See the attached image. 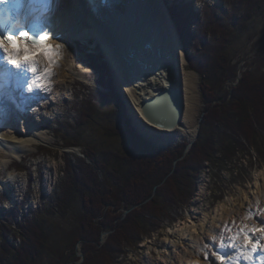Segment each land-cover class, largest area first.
Here are the masks:
<instances>
[{
  "label": "rangeland",
  "instance_id": "obj_1",
  "mask_svg": "<svg viewBox=\"0 0 264 264\" xmlns=\"http://www.w3.org/2000/svg\"><path fill=\"white\" fill-rule=\"evenodd\" d=\"M29 1L34 0H26V2ZM224 1L158 0V4L165 12L166 18L172 16L170 7L173 5L183 6L187 15L192 8L194 12L200 14L201 18L205 4H218ZM43 5L50 9V0H44ZM69 5L70 0H59L58 6L62 8L61 10L69 9ZM58 6L54 4L53 9H59ZM49 21L52 22V20ZM172 21L175 23L173 19ZM195 27L196 24L193 23L191 28L195 30ZM173 30L178 31L176 24ZM62 32L64 31L60 30L56 36L53 35V39L49 40V45L55 49L54 59L58 60V65L61 66L60 71L67 72L68 79L51 78L45 84L50 88V92L34 94L33 91L28 90L32 73L18 71V74L14 75L16 86L14 89L17 88L15 105L20 108V112L16 111L17 113L8 121V125L21 138L0 135V243L9 240L14 247L21 245L24 231L19 228V223L21 224L26 217H34L42 226L45 235L40 249L36 255L29 257L27 264H67L68 260H72L75 255L79 257L77 263L86 259L90 261L91 256L85 254L83 250V240L88 239V235H84L81 226L83 201L80 195H74L65 210H62L55 202L65 176L66 159H70L72 163L82 158L91 161L86 154L88 147L91 146L97 152V158L109 161L108 168L118 164L125 172L126 164L119 163L118 161L122 160L116 159L117 157L107 159V151L140 152L144 150V146L122 132H117V130L121 131V128L127 129L131 136L138 137L152 146L171 149L183 146V154L175 160L176 162L189 152L197 140L191 146L189 145L190 140L185 137L176 143L165 145L155 144L142 136L138 131V125L134 124L135 115L131 112V106L120 94L122 81L107 58L103 44L97 35L92 34L91 39L85 40L78 36L66 37V34L63 35ZM174 36L178 41L176 32ZM178 36L187 62L185 68L199 75L200 107L196 112V119L198 124L200 122L202 124L203 118L201 120V117L205 103L200 86L201 75L190 67L186 55V52L193 53L194 49L192 47L185 49L182 37L180 34ZM54 38H59L58 44L54 43ZM225 50L234 60L241 59L238 75L241 76L244 71L249 72L253 77L264 74V0L260 1L253 15L244 23L234 22L231 25V41ZM38 55L45 57L42 51H39ZM244 58H247L246 63L242 60ZM102 62H106L107 68H104L105 65ZM97 63H100V66H97ZM2 72L8 75V67L2 68ZM24 74L25 76L30 74V79L27 77L28 82L23 77ZM4 83L7 85L8 79H5ZM226 84H231V81ZM7 89L9 90V87ZM101 92H114L116 96L104 104H99L96 96ZM216 102L220 103V100L214 101ZM93 106V115L89 122L84 123L80 138L76 139L77 144L66 145L67 126L71 122L76 124V120L80 118L83 111ZM39 123H46L45 128L40 127ZM200 127L201 125L197 128L200 129ZM207 129L208 133L212 132L215 142H222V136L225 135L222 127L214 129L208 125ZM32 131L39 134L44 133L49 137V141H39L41 143L28 145L25 140L32 136ZM260 140L261 138L258 137V143L253 145L246 143L244 147L237 148L236 156L232 158L224 157L220 151L217 152L214 158L208 160L205 166L198 171V181L191 198L188 201L174 204L169 209V216L156 218V230L142 233L136 245H131L121 239L120 246L117 248L118 255L114 257L112 264H183L180 259L188 256L193 250L185 238L192 229H195L197 238L204 239L207 243L204 244L205 249L196 248V254L198 253L201 260L206 256L207 259L215 260L213 253H218L219 250L214 243L216 240L224 243L227 241L226 239L219 240L216 235L219 237L221 234H214L216 231L211 230L210 235L208 234L207 228L217 207L228 203L226 205V208L230 207L228 217H231L230 220L233 221L235 230L241 229L243 221H246L248 226H252L254 213L264 217V208L262 210L258 206L264 201V197L261 196L258 205L250 201L251 195H255L253 190L256 180L261 178L264 183V152L261 153V149L264 151V145ZM2 142L7 145H3ZM21 142H24L22 147L25 150L24 155L20 159L13 158L10 167L6 169L8 159L5 153L8 147L12 144H21ZM99 173L101 180L113 187L111 191H108L114 201L120 200L122 187L113 182L105 170ZM103 189L104 193L107 192L104 185ZM164 199H160V203ZM109 205L112 203L108 202L106 206ZM113 207L115 209V206ZM261 210L263 213H260ZM129 211L130 209L122 203L119 208L116 207V210L110 212L113 215L117 214L115 222H119L127 219ZM250 215L251 218H249ZM203 220L205 225L202 231L197 233ZM7 227L8 230L10 229V234H7ZM111 232L109 228L103 230L100 238L101 244L108 240ZM258 232L261 231L258 230ZM225 233L230 235L228 229ZM229 243L227 241L226 245ZM232 248L230 247V255L236 257L234 253L239 252V249ZM230 260L231 258L226 261V264H231Z\"/></svg>",
  "mask_w": 264,
  "mask_h": 264
},
{
  "label": "trees",
  "instance_id": "obj_2",
  "mask_svg": "<svg viewBox=\"0 0 264 264\" xmlns=\"http://www.w3.org/2000/svg\"><path fill=\"white\" fill-rule=\"evenodd\" d=\"M260 1L225 0L218 4H205L201 18L192 8L187 15L183 6L170 7L185 49H194L193 53L186 52L189 65L201 75L205 106L200 135L189 152L176 162L183 154V146L173 149L152 146L121 128L117 132L144 146L140 152L107 151V159L117 157L122 160L119 163L126 164L125 172L118 164L108 168L109 161L97 158V152L91 146L86 151L91 161L82 158L72 163L66 159L65 176L55 202L65 210L72 197L80 195L83 201L81 226L84 235H88V239L83 240V250L91 256L90 261L86 259L77 263L79 257L75 255L67 264H112L118 255L121 239L136 245L142 233L156 230V218L169 216V209L174 204L191 198L198 181V171L217 152L220 151L224 157H235L237 148L244 147L246 143H258V137L264 145V74L253 77L244 71L241 76L238 75L241 59L234 60L225 50L231 41V25L234 22L244 23L253 15ZM193 23L196 24L195 30L191 28ZM246 59L242 60L246 63ZM103 64L107 68L106 62ZM228 81L231 84H226ZM115 96L114 92H101L96 99L99 104H104ZM218 100L220 103H214ZM93 108L85 109L76 124L71 122L67 126L66 145L77 144L76 139L80 138L84 123L90 121ZM208 125L214 129L223 128L222 145L214 141L212 132L208 133ZM104 170L113 182L122 187L118 201H114L108 191L113 187L101 180L99 171ZM103 185L108 194L104 193ZM108 202L112 205L106 206ZM122 203L130 211L126 220L115 222L117 214L113 215L110 211L116 210ZM19 228L24 231L23 243L14 247L9 240H2L0 264H27L29 257L36 255L40 249L45 235L37 220L26 217L19 223ZM107 228L112 232L108 240L101 244V233ZM9 232L7 227V234Z\"/></svg>",
  "mask_w": 264,
  "mask_h": 264
},
{
  "label": "bare ground",
  "instance_id": "obj_3",
  "mask_svg": "<svg viewBox=\"0 0 264 264\" xmlns=\"http://www.w3.org/2000/svg\"><path fill=\"white\" fill-rule=\"evenodd\" d=\"M43 1L26 2L24 0V14L21 20L23 22L31 19L40 21L51 40L53 35L56 36L57 33H60V30L64 31L62 33L63 35L66 34V37L73 38L78 36L85 40L91 39L92 34L97 35L103 44L107 58L122 81L123 86H121L120 94L126 103L131 106V112L135 115L133 118L134 124L138 125V131L142 136L155 144L165 145L176 143L184 137L190 141L195 137L198 127L196 112L200 107L199 75L185 68L187 62L184 49L178 36V31L173 30L175 29V23L166 18L165 12L158 4V0H107L105 4L98 5L97 8H92L87 0H70L69 9L65 10H61L62 8L58 6L59 0H50V9L43 5ZM54 4L59 9L54 10ZM53 11L62 12L54 13ZM64 12L67 13L64 14ZM170 17L172 19V16ZM153 19H158L159 22L154 23ZM49 20H52V22ZM83 28L85 29L81 31ZM175 32L178 41L174 36ZM54 41V43L58 44L59 38H54ZM13 47L18 48L20 45L14 44ZM33 52V56L25 57V59L37 60L41 74H43L45 69L49 70V75L45 78V84L51 78L68 79L67 72H61L58 60L54 59L55 49H52L51 53L53 63L49 62V55L45 54V57L38 55L39 51L35 49ZM178 53H180L182 69L178 65ZM73 65L76 66L75 63ZM8 66L5 62L0 66V135L20 139L21 136L15 133L12 127L8 125V121L17 113L16 111L20 112V108L15 105L17 99L15 91L17 88L14 89L16 87L14 75L18 74V71L15 68L8 69L9 72L6 75V73L2 72V68ZM25 75L23 77L28 82L30 74L28 76ZM5 79H8L7 85L4 83ZM46 86L44 90L36 89L33 93L47 94L51 90ZM164 86L180 88L184 95L182 116L173 126L150 122L140 106L143 99L151 97ZM7 87H9V90ZM163 109L165 117L171 119L174 115L173 98L168 106ZM45 124L39 123V126L45 128ZM31 135L25 140L28 145L41 143L39 141H49V137L45 136L44 133L33 132ZM23 143L12 144L8 147L9 149L5 153L8 159L6 169L10 167L13 158L20 159L24 155ZM3 145L7 144L3 143ZM253 194L255 195H251L250 201L258 205L261 196L264 197V183L261 178L256 180ZM230 202L232 203V201ZM226 205L221 204L216 208V213L207 230L208 234L211 230L216 231L214 234H221L219 237L216 235L219 240L226 239L229 242H233L232 238L235 237L234 243L236 247L232 249H239V252L234 253L236 257L232 256L230 255L231 249L228 247L226 253V255H230V262H233L241 252V245L247 244L244 239L245 232L252 235L253 239L259 238L260 245L264 246V233L258 232V228L262 227L261 221H264V217L254 213L252 226H248L246 221H243L241 222V229L235 230L234 223L230 220L231 217H228L230 207L226 208ZM258 206L263 210L264 201ZM260 213H263V211ZM204 225L205 222L203 220L197 233L202 231ZM226 229H228L230 235L225 233ZM252 229H257V231L253 233ZM185 238H187L188 241L186 242H189L193 250L190 251L188 256L180 259L183 264H215L214 259L201 260L198 253L196 254V248L198 250L205 249L206 240L197 238L195 229L186 234ZM214 244L219 250L217 252H221V241L217 242L216 240ZM251 248L252 245L247 244L244 252H249ZM253 255L259 257L264 255V252L261 251V247H258ZM240 262L249 264L243 258L240 259ZM255 264H260L259 259L256 260Z\"/></svg>",
  "mask_w": 264,
  "mask_h": 264
},
{
  "label": "snow or ice",
  "instance_id": "obj_4",
  "mask_svg": "<svg viewBox=\"0 0 264 264\" xmlns=\"http://www.w3.org/2000/svg\"><path fill=\"white\" fill-rule=\"evenodd\" d=\"M6 2L7 0H0V3ZM49 40L50 36L46 31L39 35H33L24 29H21L19 32L7 31L0 33V60H3V62L19 72L32 73V78L28 84L29 91H34L36 89L44 90L45 78L49 75V70L45 69L43 74H41L38 61L35 59H25V57L33 56V50L35 49L49 55V62L53 63L54 61L51 55L52 47L48 43ZM14 44H19L20 47H13ZM145 115L148 116L147 113H145ZM148 119L151 122L150 116H148ZM249 218H251V215ZM261 224L262 227L258 230L264 233V221H261ZM255 231H257V229H252L253 233ZM244 239L248 244L252 245L251 250L245 253L244 249L247 248V244L241 245V252L237 255V259L231 262V264H240L241 258L247 260L249 264H255L257 259H259L260 264H264V255L259 257L253 255L258 247H261V251L264 252V246L260 245L259 238L253 239L252 235L245 232ZM234 240L235 237L232 238L233 242H230L228 245L221 241L220 248L222 251L213 253L215 256V264H226V261H229V257L226 255L227 248L229 246L233 248L236 247ZM205 259H207V256Z\"/></svg>",
  "mask_w": 264,
  "mask_h": 264
},
{
  "label": "water",
  "instance_id": "obj_5",
  "mask_svg": "<svg viewBox=\"0 0 264 264\" xmlns=\"http://www.w3.org/2000/svg\"><path fill=\"white\" fill-rule=\"evenodd\" d=\"M151 14L153 15V13H151ZM169 20L172 21L171 17H169ZM153 21H154V23L159 22L158 19H153ZM178 50H179V48H178ZM177 61H178L179 68L182 69L180 53H178ZM172 98H173L174 115L172 116L171 119H167L163 113V110H164L163 108L168 106V104L170 103V100ZM140 106L143 110V113L144 114L147 113L148 116L151 117V121L153 123H157V124H161V125H165V126H173L175 123L178 122V120L182 116V110L184 107L183 91L180 88L165 87L164 86V87L160 88L151 97L143 99L140 103ZM203 115H204V112H202L201 120L203 118ZM148 116H147V118H148ZM200 125H201V122H200V124H198V127ZM199 135H200V129L197 128L195 137L189 142L190 146L199 137Z\"/></svg>",
  "mask_w": 264,
  "mask_h": 264
}]
</instances>
